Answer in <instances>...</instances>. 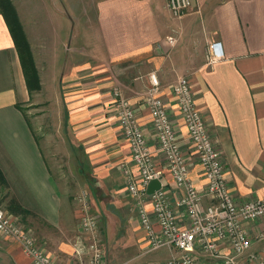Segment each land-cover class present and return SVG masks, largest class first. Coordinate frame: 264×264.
Wrapping results in <instances>:
<instances>
[{
	"label": "crops",
	"instance_id": "0c3cea01",
	"mask_svg": "<svg viewBox=\"0 0 264 264\" xmlns=\"http://www.w3.org/2000/svg\"><path fill=\"white\" fill-rule=\"evenodd\" d=\"M93 7L88 29L100 48L85 55L84 49H76L74 57L56 54L53 61L43 52L52 67L42 71L37 66L39 92H45L42 117L25 109L40 94L30 93L0 11V169L7 192L31 212L25 218L38 220V234L30 231L54 262L88 263L89 236L81 227L85 193L101 214L106 263L154 264L179 253L169 247L149 250L135 198L128 193L123 166L127 164L135 178L138 169L119 123L113 89L118 87L131 100L165 174L166 192L179 194L158 150L145 102L149 74L158 75L159 96L189 162L190 178L205 191L204 171L172 87L188 77L210 138L222 152L235 199H264V0H194L181 18L172 15L167 0H97ZM169 36L176 37L175 44ZM214 41L223 44L224 58L210 64L207 52ZM177 213L187 226L185 211ZM244 225L253 240L244 258L262 264L264 241L256 238L264 231V217ZM22 249L20 242L0 234V264H33ZM220 251L233 253L228 242L220 243ZM197 256L204 264H214L200 249Z\"/></svg>",
	"mask_w": 264,
	"mask_h": 264
},
{
	"label": "built area",
	"instance_id": "2783aa9c",
	"mask_svg": "<svg viewBox=\"0 0 264 264\" xmlns=\"http://www.w3.org/2000/svg\"><path fill=\"white\" fill-rule=\"evenodd\" d=\"M193 1L167 0V7L174 17L181 18L189 13ZM168 40L173 45L176 37L169 36ZM222 45L221 41H214L209 45L208 63L213 64L224 58ZM149 75L151 87L147 92L146 101L158 138V150L164 156L175 189L181 193L166 192L168 183L165 174L162 168L157 166L155 153L149 146L131 100L125 97L118 87L113 89V97L120 126L130 144L132 161L138 169V178H135L131 168L127 164L123 166L128 176V193L135 198L138 219L146 232L149 250L169 247L179 253L178 256L154 264H204L197 256L199 249L206 257L212 259L214 264H252L250 259L254 258H244L253 244L244 222L264 217V199L237 202L227 180L222 152L213 138H210L206 120L197 106L190 80L188 77H181L172 87L198 161L203 168V177L206 179L205 191L197 187L190 178L189 162L169 110L159 96V77L154 72ZM153 180H159L161 187L149 192V185ZM86 199L85 194L81 196L84 207L81 227L89 236L87 264H107L105 247L99 234L100 217L90 213ZM206 199H209V202L205 203ZM148 203L152 207V214L149 212ZM178 209L184 210L188 216L187 226L181 224ZM16 223L0 208V234L20 242L22 250L32 259L31 263L59 264L42 249L30 230L27 231ZM256 240L264 241V231L257 235ZM221 242L230 244L232 255L221 253ZM124 264L132 263L128 261Z\"/></svg>",
	"mask_w": 264,
	"mask_h": 264
},
{
	"label": "rangeland",
	"instance_id": "374dc122",
	"mask_svg": "<svg viewBox=\"0 0 264 264\" xmlns=\"http://www.w3.org/2000/svg\"><path fill=\"white\" fill-rule=\"evenodd\" d=\"M10 1L21 23V28L27 38L26 40L29 42L30 51L32 52L31 54L33 55L38 74L39 70L37 66H39L42 71H44L45 66L48 69L52 67V62L49 64L43 53L45 50L46 56L50 53L49 59L52 58L53 61L56 54H60L61 58H65L67 54V57H74L75 55L73 54L77 53L76 49H79L78 51L84 49V55L93 54L94 50L97 49L96 47H99L93 38V34L90 33V28L88 29V24L93 14V6L97 0ZM27 34H29V38ZM63 40L65 41L62 42ZM33 50L37 53V61L33 54ZM46 83H48V79ZM41 89L35 90L34 92H41ZM43 92L40 95L32 97L31 101L28 102L31 105H28V103L25 105L26 110L29 108L41 117L44 110L42 104L45 92ZM30 93L32 94V91ZM146 97L147 94L145 95V102L148 106ZM74 191H79V188ZM77 193L78 192L75 194ZM8 194L7 190H0V208L3 209L7 215H10L20 227L27 231L33 229L37 235L38 228L34 224L38 222V220L35 219L36 221H33L32 219V221H29L25 217L7 211ZM75 194L72 196L75 197ZM88 206L87 208H89L90 213L97 215L101 219L100 212L92 208V204L88 203ZM161 251L164 250L161 249Z\"/></svg>",
	"mask_w": 264,
	"mask_h": 264
},
{
	"label": "trees",
	"instance_id": "16d2710c",
	"mask_svg": "<svg viewBox=\"0 0 264 264\" xmlns=\"http://www.w3.org/2000/svg\"><path fill=\"white\" fill-rule=\"evenodd\" d=\"M9 8V10H8ZM0 11L3 13L9 29L13 35L16 47L19 51L21 57L22 67L25 72L26 80L30 91L41 89V81L37 68L35 67V62L32 52L30 51L29 42L26 40V36L22 30L21 23L16 15L13 8V4L10 0H0ZM10 13V14H9ZM7 181L3 172L0 169V190H6L8 188ZM7 201V211L27 217L31 214L28 209H26L16 198L8 194Z\"/></svg>",
	"mask_w": 264,
	"mask_h": 264
},
{
	"label": "water",
	"instance_id": "95a60500",
	"mask_svg": "<svg viewBox=\"0 0 264 264\" xmlns=\"http://www.w3.org/2000/svg\"><path fill=\"white\" fill-rule=\"evenodd\" d=\"M161 187V183L159 180H153L151 183H150V186H149V192H153L157 189H159Z\"/></svg>",
	"mask_w": 264,
	"mask_h": 264
}]
</instances>
